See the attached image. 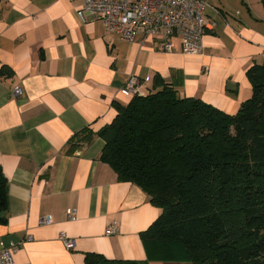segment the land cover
Here are the masks:
<instances>
[{
  "label": "crops",
  "instance_id": "crops-1",
  "mask_svg": "<svg viewBox=\"0 0 264 264\" xmlns=\"http://www.w3.org/2000/svg\"><path fill=\"white\" fill-rule=\"evenodd\" d=\"M80 4L0 2V167L9 205L0 244L17 246L15 264H83L87 252L147 264H192L148 259L140 232L160 209L99 159L104 140L96 133L114 118V103L130 100L120 88L131 75L141 94L157 76L181 96L235 113L251 95L247 69L264 60L261 0H207L208 27L197 55L183 54L177 39L171 52L153 39H119L95 15L81 20ZM86 130L93 133L90 142L70 152V140ZM68 209L75 210L73 219ZM45 215L51 221L39 223ZM110 225L114 231L106 234Z\"/></svg>",
  "mask_w": 264,
  "mask_h": 264
},
{
  "label": "trees",
  "instance_id": "trees-1",
  "mask_svg": "<svg viewBox=\"0 0 264 264\" xmlns=\"http://www.w3.org/2000/svg\"><path fill=\"white\" fill-rule=\"evenodd\" d=\"M246 76L251 95L235 113L181 96L156 76L151 90L114 103V118L97 131L99 159L160 209L140 232L148 259L264 264V60ZM92 137L86 130L68 150ZM8 206L0 167V223ZM83 264L147 262L87 252Z\"/></svg>",
  "mask_w": 264,
  "mask_h": 264
},
{
  "label": "built area",
  "instance_id": "built-area-1",
  "mask_svg": "<svg viewBox=\"0 0 264 264\" xmlns=\"http://www.w3.org/2000/svg\"><path fill=\"white\" fill-rule=\"evenodd\" d=\"M76 14L81 20L85 15L93 14L105 28L119 39L144 43L148 39L157 42L159 49L171 52L178 40L180 50L185 55H197L202 52V37L208 24L205 18L207 0H79ZM120 92L133 97L141 94L139 81L135 75L128 77ZM21 94V88H13L14 97ZM67 217L73 219L75 210L68 209ZM50 215L40 218L39 223L47 224ZM114 231L110 225L106 234ZM60 240L66 248H72L73 242L64 233ZM16 245L0 244V264H15Z\"/></svg>",
  "mask_w": 264,
  "mask_h": 264
}]
</instances>
